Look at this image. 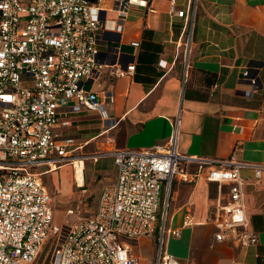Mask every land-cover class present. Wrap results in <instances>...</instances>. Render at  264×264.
<instances>
[{
  "label": "built area",
  "instance_id": "2783aa9c",
  "mask_svg": "<svg viewBox=\"0 0 264 264\" xmlns=\"http://www.w3.org/2000/svg\"><path fill=\"white\" fill-rule=\"evenodd\" d=\"M148 1L0 0V264H33L51 238L49 264H187L164 249L165 234L178 235L177 229L165 227L171 181L178 174L185 177L184 158L176 150L178 120L163 144L116 147L107 134L116 125L108 109L114 94L103 91L102 101L93 89L104 77L133 74L134 62L123 65L111 34H121L130 10L148 9ZM195 2L187 0L185 9H177L176 0H170V12L187 24ZM253 71L256 67L245 69L243 79L256 84ZM70 104L99 113L103 149L85 154L84 144L65 133L71 123L61 115ZM105 157L112 158L116 173L103 183L95 211L74 223L55 225L52 196L38 168L48 165L55 171L73 165L76 186L85 193V165L80 183L78 163ZM197 161L207 181L228 184L225 200L215 207V239L240 247L256 244L240 170L253 167L258 183L264 162L251 165L233 156ZM82 202L68 213L74 214ZM140 237L156 243V254L146 263L131 254L129 241Z\"/></svg>",
  "mask_w": 264,
  "mask_h": 264
},
{
  "label": "crops",
  "instance_id": "0c3cea01",
  "mask_svg": "<svg viewBox=\"0 0 264 264\" xmlns=\"http://www.w3.org/2000/svg\"><path fill=\"white\" fill-rule=\"evenodd\" d=\"M186 6L187 0H176L177 9ZM190 13L185 24L170 12V0H149L148 9L133 7L124 31L111 35L123 65L133 61L135 70L129 77H104L93 89L102 101L103 91L114 94L108 109L116 125L107 134L116 147L163 144L178 120L176 150L184 158L185 177L178 174L171 181L165 227L178 235L165 234V251L187 264H264V171L256 183L253 167L240 170L246 213L258 239L240 247L214 237L215 207L225 200L228 184L207 181L196 165L199 158L217 162L231 156L251 165L264 162V0H196ZM249 66L256 67V84L243 79ZM93 116L100 118L70 104L61 118L71 123L66 134L88 150H100L103 121L93 125ZM106 158L112 160L88 163V176L92 181L102 176V185L116 173L113 161L105 167ZM38 170L53 172L48 165ZM129 242L141 263L154 258V238Z\"/></svg>",
  "mask_w": 264,
  "mask_h": 264
},
{
  "label": "rangeland",
  "instance_id": "374dc122",
  "mask_svg": "<svg viewBox=\"0 0 264 264\" xmlns=\"http://www.w3.org/2000/svg\"><path fill=\"white\" fill-rule=\"evenodd\" d=\"M93 125L100 126L102 124L100 118L94 117L91 119ZM96 149L88 150L83 149L85 154H90L96 152ZM90 161L85 160V187L87 192L83 193L76 186L75 183V170L73 165L68 164L62 168L43 175V181L48 186L49 191L52 196V201L55 210L54 224L62 226L65 223H74L80 217L88 216L92 214L97 206V199L102 185V176H98L95 180H91L88 176L90 171ZM105 167L107 169L111 168L112 160L106 158L104 160ZM197 168H200V164L197 163ZM182 168L185 169V164L182 163ZM81 208L76 210L74 214H69L68 211L74 208L79 202H81ZM53 238L49 239L42 252L39 254L37 259L33 264H49L52 247Z\"/></svg>",
  "mask_w": 264,
  "mask_h": 264
},
{
  "label": "bare ground",
  "instance_id": "6f19581e",
  "mask_svg": "<svg viewBox=\"0 0 264 264\" xmlns=\"http://www.w3.org/2000/svg\"><path fill=\"white\" fill-rule=\"evenodd\" d=\"M84 165H85V163L82 162L81 164L78 163V166H77L76 176H77V178H78L80 183H82L84 181V179H83V170H82L84 168Z\"/></svg>",
  "mask_w": 264,
  "mask_h": 264
}]
</instances>
